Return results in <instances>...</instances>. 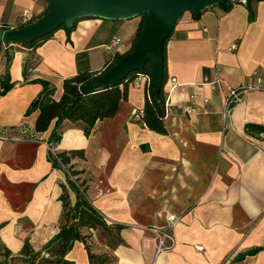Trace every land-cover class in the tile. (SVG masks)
<instances>
[{
  "label": "crops",
  "instance_id": "obj_1",
  "mask_svg": "<svg viewBox=\"0 0 264 264\" xmlns=\"http://www.w3.org/2000/svg\"><path fill=\"white\" fill-rule=\"evenodd\" d=\"M250 6L253 21L248 5L230 11L215 5L176 24L165 48L167 134L132 117L146 100L148 80L138 75L116 116L98 121L89 136L66 120L52 147L55 121L36 141L0 140V240L14 255L26 240L39 249L60 230L66 174L52 167L50 151L83 149L85 159L73 164L90 179V202L108 222L125 226L115 248L93 231L95 253L109 252L113 264H264V0ZM48 7L45 0H0V27L21 28L29 24L24 11L34 15L32 23ZM140 23L88 18L70 36L58 30L35 49L0 42V77L9 71L16 83L0 97V132L34 130L39 111L26 113L43 85L33 81L51 83L52 98L60 100L65 79L99 73L131 52ZM257 78L262 88L225 117L229 90ZM169 216L178 218L173 248L156 256L153 229L165 227ZM68 258L90 264L81 242Z\"/></svg>",
  "mask_w": 264,
  "mask_h": 264
},
{
  "label": "trees",
  "instance_id": "obj_2",
  "mask_svg": "<svg viewBox=\"0 0 264 264\" xmlns=\"http://www.w3.org/2000/svg\"><path fill=\"white\" fill-rule=\"evenodd\" d=\"M250 1L248 3L249 20L253 21L255 19V12L250 6ZM219 6L223 7L225 11H230L234 3L231 0H226L225 4ZM48 10L49 7L45 13ZM140 19L141 23L137 37L143 28L145 16H141ZM77 23L71 29L63 26L59 30H65L68 36H70L76 29ZM0 29L6 30L2 27ZM53 34L37 39L32 43L12 42L11 45L21 44L24 47L35 49L44 41L50 39ZM122 56H116L99 73H80L65 79L63 94L58 101L52 98L55 93V87L51 83L45 80L33 81L34 83L43 85L42 93L31 103L26 113V115H30L35 111H39L34 126L35 133L47 132L55 121V128L48 141L49 146L52 147L62 140L63 134L58 131V128L63 121L67 120L73 124H81L85 135L89 136L98 121L111 119L116 116L120 103L127 100L129 84L134 81L136 76L144 75L149 78V81L146 85L145 104L142 109L136 110V113L143 112L139 121L144 123L151 131L161 135L167 134L165 120L169 107L167 106V95L164 90L167 77L166 51H164V81L159 95H156L154 91L153 68L150 64H147L139 72L131 73L120 82L105 88H97L81 93V88L84 85L111 69ZM11 61L12 57L8 56V67ZM27 70L26 67L24 70L26 77ZM25 82L27 83V79ZM15 86L16 83L11 81L8 71L3 77H0V97L6 95ZM132 117L134 118V114ZM261 130L264 131V128ZM76 159H85V151L83 149L64 151L57 154H53L50 151L49 154V161L52 163V167L54 169H62L66 174V181L60 184L62 193L59 200L62 203L63 210L58 234L39 249H36L26 240L18 255H14L12 250L0 240V264H15L17 261L20 264H75L73 260L68 258V254L72 251L76 242L84 244L90 264H113V256L109 252L101 254L94 252L93 231L100 230L107 239L108 246L115 248L117 245L123 243L121 233L125 226L108 222L103 214L92 205L87 195L90 179L84 177L85 170L76 169V166L73 164V161ZM4 226L5 224H1L0 230ZM258 251L260 249L254 250L252 254Z\"/></svg>",
  "mask_w": 264,
  "mask_h": 264
},
{
  "label": "water",
  "instance_id": "obj_3",
  "mask_svg": "<svg viewBox=\"0 0 264 264\" xmlns=\"http://www.w3.org/2000/svg\"><path fill=\"white\" fill-rule=\"evenodd\" d=\"M49 10L36 21L12 30L0 29V42L32 43L65 26L71 29L79 20H131L145 16L144 25L131 52L123 55L109 70L81 88V93L120 82L147 64L153 68L154 91L159 95L164 81V51L178 21L187 12L200 16L226 0H45Z\"/></svg>",
  "mask_w": 264,
  "mask_h": 264
},
{
  "label": "built area",
  "instance_id": "obj_4",
  "mask_svg": "<svg viewBox=\"0 0 264 264\" xmlns=\"http://www.w3.org/2000/svg\"><path fill=\"white\" fill-rule=\"evenodd\" d=\"M234 5H243L247 6L249 3V0H231ZM23 17L25 19L26 23H29L34 19V15L30 11H24ZM120 40H116L113 45L118 44ZM233 49L237 48V45L234 44L232 46ZM147 80L149 81V78L147 77ZM176 82V80H173ZM217 83V82H214ZM211 83V84H214ZM262 80L260 78H257V82L253 85H248L240 88H232L229 90L228 96L225 101V117L228 115V113L239 103H241L244 100V97L247 93L255 90H260ZM204 102L207 103L208 99H204ZM134 119L140 120V118L143 115V112L136 113V111L133 113ZM0 140L1 141H36V133L33 129L29 127H23L21 129H12V130H2L0 132ZM178 223V218L175 216H169L168 222L165 227L162 228H154V240H155V246H156V256H158L161 253L171 251L174 244V228ZM198 249L202 250V247H198Z\"/></svg>",
  "mask_w": 264,
  "mask_h": 264
},
{
  "label": "rangeland",
  "instance_id": "obj_5",
  "mask_svg": "<svg viewBox=\"0 0 264 264\" xmlns=\"http://www.w3.org/2000/svg\"><path fill=\"white\" fill-rule=\"evenodd\" d=\"M25 225H27V222L24 223ZM15 264H20L18 261Z\"/></svg>",
  "mask_w": 264,
  "mask_h": 264
}]
</instances>
